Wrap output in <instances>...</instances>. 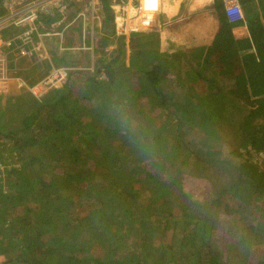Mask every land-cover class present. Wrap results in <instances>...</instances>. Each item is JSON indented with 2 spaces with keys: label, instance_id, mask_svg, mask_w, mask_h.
<instances>
[{
  "label": "trees",
  "instance_id": "obj_1",
  "mask_svg": "<svg viewBox=\"0 0 264 264\" xmlns=\"http://www.w3.org/2000/svg\"><path fill=\"white\" fill-rule=\"evenodd\" d=\"M2 1L0 16L6 13L1 8ZM108 1L102 0L110 22ZM253 3L254 0H247L249 7L244 11L249 38L234 37V24L225 12L222 13L223 3L217 2L214 9L222 26L211 46L203 44L192 49L162 51L157 49L156 39L140 41L136 48H144L143 64L132 58L131 65L126 68L124 63L121 64L122 55L110 61L101 57L96 73L89 70L71 73L60 89L51 91L42 100H36L30 93L32 97H21L19 108L11 104V110H0V160L17 149L21 152L15 150L19 162L23 160L24 164V168L21 162L20 168L8 172L0 183L5 184L12 175L22 171L21 177L32 172L30 179L36 184L35 189L5 197L13 206L16 203L24 205L25 215H16L0 207V255L6 257L3 264H231L226 257L231 249L241 252L235 264H253L254 258H259L255 264H264V170L251 160L253 151L264 153V0H259L261 12ZM114 35L103 38L110 41ZM156 35L133 34L129 45H133L137 37L150 39ZM147 46L152 48L145 49ZM216 56L220 61L217 71L223 74L220 78L223 84L219 77L213 78L216 75L212 70L206 68L216 62L213 59ZM183 57L187 58L191 68L184 75L189 81H204L207 87L204 95L197 92L194 98L169 95L166 83L171 81L172 67L182 63ZM55 62L67 65L64 59H55ZM118 62L121 67L116 68ZM84 65L89 69V59ZM102 73L106 80L100 79ZM132 73L137 77L140 96L152 98L165 110L162 128L146 130L141 126L137 134L130 136L136 146L130 151L135 159L128 155V149L106 155L108 159L123 154L133 165L132 170L129 165L120 168V175L115 173L112 174L114 177H109V181L121 177L120 186L97 184L90 168L83 167L88 162L77 157L76 146L81 155V143L78 140L75 145L73 133L81 132L80 118L85 113L79 105L80 98H75L73 93L78 86L83 87V101L98 99L104 106L96 110L95 116L98 118L101 114L106 121H117L113 118V106L116 97L126 99L124 89L131 80L128 75ZM177 80L181 85L188 84L182 74ZM12 110V118L4 121L6 111ZM14 123L18 127H14ZM6 127L10 128L6 131ZM224 128L230 130L229 133L232 131L234 137L231 142L227 140L228 151L221 146L204 145L198 147L196 153L190 149L186 160L178 157L186 149L183 146H197L188 139L212 141L221 138L219 132ZM65 129L72 130L69 145L63 143ZM58 133L62 134L56 135ZM82 134L94 141L93 131L81 132L78 139ZM85 150L88 157L96 159L91 147L85 146ZM75 154L76 162L72 166L68 160ZM152 157L158 167L155 175H150L141 164ZM192 158L196 164L188 175L202 181L215 179L205 198H195L187 193L177 177L170 175L174 170L177 176L182 174L184 170L179 169L187 167ZM118 165L120 163L111 166ZM168 165L171 167L165 176L163 170ZM147 176L152 190L160 189L162 181L166 184V189L159 191L150 209L160 212V215H153L156 217L153 221L139 218L135 210L137 195L126 193L124 189L125 183ZM83 182L88 186L80 191ZM77 191L80 192L79 199L89 201L86 205L91 211L74 221L71 210L76 204L72 193ZM52 194L56 195L54 199L50 198ZM32 202L35 207L30 205ZM42 202L44 206H40ZM163 216L171 219L169 224L180 225L182 237L171 245L155 247L150 240L157 235L158 226L153 222ZM112 225L117 227L116 234L106 237L100 232ZM75 233H83L82 236L91 233L92 239H75ZM127 237L133 239L130 251L125 250L132 241H125Z\"/></svg>",
  "mask_w": 264,
  "mask_h": 264
},
{
  "label": "rangeland",
  "instance_id": "obj_2",
  "mask_svg": "<svg viewBox=\"0 0 264 264\" xmlns=\"http://www.w3.org/2000/svg\"><path fill=\"white\" fill-rule=\"evenodd\" d=\"M90 2H91V0H84V2L79 4L80 6H78L77 3H73V6H74V4L77 5V7L75 8L76 9L75 13L79 12L80 11L79 7H81V8L85 9L86 14L89 16L90 15V10H89L90 9V7H89ZM114 2H115V0H114ZM242 10H243V7H242ZM243 12H244V10H243ZM112 13H113V15H116V12L114 14V12L112 11ZM114 25H115V20L111 26L113 27ZM96 32H97L96 38L98 40V46L95 49V55L94 56H92L90 54L91 52L89 53L85 50H79V51H76L70 55L64 54L62 59H64L66 62H68L67 63L68 65H73L75 67H80V65H83V69H84V71H86L85 69H87V68L84 67L85 66L84 62L88 61L87 55H91V59H90L91 62H89L90 65H92L94 63L97 67L99 66V61H100L101 57L110 61V60L114 59L116 56L119 57L120 55H122L121 64L124 63L125 64L124 66H126V68H127L131 65V59L132 58H134L140 64H143L145 62V59L142 61V58L144 57L142 54V50H144V48H141L140 50H137V48H136L137 44L140 43V41L149 42L152 39H156V40H158V43H159V47H157V49L162 50V51L167 50V47L163 46L162 41H161V37L159 34L156 35L155 37L150 36L149 37L150 39L144 38L143 36L137 37L134 40L135 43H133V45L132 44L129 45L128 39H123L124 42L121 41L120 36H117V35H116V37L112 38L110 41H105L103 38V34H102V28L99 26L97 19H96ZM65 40H66V42L69 41L68 38ZM213 43L214 42L206 44V45L211 46V44H213ZM73 45L80 47L79 43L73 44ZM149 48H152V47H148V46L145 47V49H149ZM164 48H166V49H164ZM113 51H115V52L111 53ZM114 54H116V55L114 56ZM137 58H139L140 60H137ZM183 58H185V57H183ZM213 59H215V58L213 57ZM213 61L211 60V62H213ZM219 66H220V61L218 62L216 60L215 63L208 64L206 66V68L209 70H212L214 73L213 75H216V77H213V78L216 79L219 77L218 78L219 82L221 84H223L224 81L220 80V78L223 74L220 75L219 72L217 71ZM119 67H121V66H120V63L118 62V64L116 65V68H119ZM190 70H191V68L188 64L187 58H185V60L182 63H179L177 66L172 67L171 81L166 83V88H168L170 96H176L177 98H182V97L194 98V95L196 92L198 94H202V95L205 94L207 87H206V83L204 81H189L188 76L184 75V72H189ZM219 70H220V68H219ZM132 74L128 75L131 80L128 83V85H126V87L124 89V92L127 95L126 99H121V98L116 97L117 100L113 106V109L115 112V114H113L114 115L113 118L117 119V121L116 120H111L110 122L106 121L104 115H101V114H99V117L97 118L95 116L96 110L97 109H103L104 106L100 101H98V99L92 100V99L88 98V100L83 101V98H84V97H82L83 90H84L83 87L78 86V89L76 88L74 90V93H73L75 98H80V104L79 105L82 108L81 110L86 114V115L84 114L80 118V121L82 123L81 125H83L80 128L81 132L86 133V132L93 131L95 133V138H94L93 142H92V138H86V137H84L83 134L81 135L80 139H78L77 136L81 132L76 131L73 133L75 145L78 142V140H80L79 143H81V146H80L81 155H80V151H79L78 147L76 146L77 157L83 159V160H81L82 162H85V161L88 162V164L83 165V167H87V169L90 168L89 170L94 175L95 178H93V179L97 184L103 183L105 185H110L112 187H117V186L121 185V183H122L121 177H117L116 180H110V181L108 179H109V177H114L113 175H116L115 173L120 175V173H119L121 171L120 168L124 169V168L128 167L130 165V163L126 161L123 154L115 155L114 157H111V158L108 157V159L106 158V155L113 153V152H115V154H116V152H118V151L121 152L124 149H126V150L128 149L129 150L128 155H130L131 158L135 159L136 156L134 154L130 153V151H131V148H136V146H134L132 144V138L130 136L137 134L136 132H137V130L140 129L141 126L146 130L149 128L158 130L162 125V120L164 119L163 113H166L165 110H163L161 108V106H158L155 104V102H153L154 100L152 98L140 96V94L137 92V91H139L137 77L135 76L134 73H132ZM179 74H182L186 78V80L188 81V84L181 85L180 82H178L177 77ZM31 85H34V84H31ZM25 90L26 89L20 91V94H21V96H23V98H24V96L29 95L27 93V90L26 91ZM6 94H12V93L9 92ZM99 107H102V108H99ZM1 108H3L2 110H4V111L8 109V107L6 108V106H3ZM12 113H13V111L7 112L5 115L6 118L4 121L10 120L12 118ZM88 117H94V119L92 120V118L90 119ZM117 122H119L118 125H116ZM13 126L18 127V124L15 123ZM9 128L10 127H6V131ZM71 132H72V130H70V129L66 130L65 129L64 132H62L63 134L58 133L56 135L62 134L64 136L63 143L66 145H69L70 144L69 136H70ZM229 132H230V130H228L227 128H224L222 131L219 132L221 138L216 137V139L213 138L212 141L203 139L202 141L197 142V141H195V139H188V141L194 143L197 146L196 147H194V146H192V147L183 146V147H186V149H184V151L182 153H180L181 155H179L178 157H181L184 160H186L187 159L186 156L188 155V152L190 149L193 151V153H196L197 148L200 146H204V145H213V146H217V147L221 146L225 151H228L229 145L227 144V142L228 141L231 142L232 139H234L233 132L232 131H231V133H229ZM129 137H130V140H129ZM88 139H90V140H88ZM84 143H86V145H84ZM85 146L91 147L94 150V153L96 155V159H94L91 156L90 157L87 156V153H85V151H86ZM15 150H17V149H15ZM17 151H19V150H17ZM155 152L157 153L156 155H158L159 152L158 151H155ZM226 154L227 153L225 152V155ZM153 158L154 157L147 159L143 163H141L143 167H146L145 169H146V171H148V173L150 175H155L156 169L158 168L154 165ZM75 160H76V154L73 157H70L68 162H69V164L71 163L73 166V164L76 162ZM251 160L253 162L257 163L264 170V153L256 154L253 151L252 156H251ZM22 161H20V163ZM114 163L115 164L120 163V165H118V167L113 168L111 165ZM195 164H196V162L192 158L190 164H188L187 167L179 169V171L184 170L182 174L178 173V176H177L176 172L174 170L173 173H170V175L172 174L175 177H177L176 178L177 181L179 182V184L184 186V190L187 193H190L195 198L196 197L205 198L206 195L210 194L211 186H212L211 182H214L215 179L209 178L207 180L202 181L201 179H196V178L188 175V171H190L194 167ZM22 165L24 168L23 162H22ZM132 166L133 165H130V167H129V168H131V170H132ZM170 167L171 166L168 165L165 168V170H163L165 176H166V170L170 169ZM23 168H22V170H23ZM21 172L12 175L10 177V179L5 184L0 183V207L11 210L9 212H14L16 215L23 216V215H25V212H26L24 205L18 206V203H16V206H13V204L10 203V200L5 198L8 195L11 196V195H14L15 193L17 194L18 191L26 192V191L30 190L31 188H33V189L36 188L35 182L32 181V179H30L32 177V172L29 173L28 176H24V177L20 176ZM135 172H137V171H133V173H135ZM102 178H104V179H102ZM147 178H148V176L147 177H139L135 180L130 181L129 183H125L126 187H124V189H125L126 193H132V194L137 195L138 198L136 201L137 205L135 206V210L138 213V215H140L139 218L150 219L151 221H153V219L156 218L153 215L155 213L160 215V212H155V211H152L150 209L154 205L153 204L154 198H156V195L159 194V191L161 189H163V190L166 189V187H165L166 184L162 181V183H161L162 187L160 189H156L158 191V192H156V190H152L149 188L150 181ZM38 180L42 181V179H40V178ZM85 181L87 182V179ZM206 181H208V182H206ZM86 182L82 183V187H80L81 188L80 191H82L83 189L84 190L86 189V187L88 186V184H86ZM92 182L93 181H91V183ZM8 184H12V185L10 186ZM61 184L63 185V183H61ZM59 188H62V186H60ZM78 195H80L79 191L72 193V196L75 198V200H73V202L76 204V206L74 208H72V210H71L72 211L71 219H73L74 221L86 217L88 212L91 211V208H89L86 205V204H88L89 201L85 198H82V197L79 199ZM55 196H56L55 194H52L50 198L54 199ZM113 196L115 198H117V195H113ZM94 201L95 200L93 199L92 202H94ZM30 205H34V207H35L34 202H32ZM40 206H44V202H42L40 204ZM36 208L38 209V206H36ZM121 211L123 212V208L121 209ZM178 211H179V213H182L181 210H178ZM169 220H171V219L163 216V217H161V219L158 222H156V223L153 222L156 225V227L158 226L157 227V235H155V237L153 236L152 239L150 240L151 244L154 245L155 247L156 246L158 247V245H171L173 242L176 243L178 240L181 239L182 234L180 232V225L173 226V224H169ZM86 224H87V222L85 223V225ZM106 229L107 230H105V229L100 230V232L102 234L106 235V237L109 235H114L118 231L116 225H112L111 228H106ZM123 231L126 232L127 228H126V230L124 229ZM82 234L83 233H79V234L75 233L74 238L82 240V241L83 240L84 241H91V239H92L91 233H87L86 235L84 234L83 236H82ZM131 239H132L131 237H127V240H125V241H129ZM134 241H136L135 238H134ZM132 243H133V239L129 244H127L128 248L127 249L125 248L126 251H130L132 249V247H131ZM255 253H258V252H255ZM259 253L261 254L262 252H259ZM239 254H241L240 251L231 249L228 252V254L226 255L227 260L231 264H235L234 261L238 260ZM159 255L160 254H158V256ZM78 256H81V255H78ZM236 256H237V258H236ZM251 259H253V257H251ZM258 259L259 258H254L253 264H255ZM249 263H251V262L249 261ZM81 264H83V263L81 262Z\"/></svg>",
  "mask_w": 264,
  "mask_h": 264
},
{
  "label": "built area",
  "instance_id": "obj_3",
  "mask_svg": "<svg viewBox=\"0 0 264 264\" xmlns=\"http://www.w3.org/2000/svg\"><path fill=\"white\" fill-rule=\"evenodd\" d=\"M100 0H91L89 3L90 15L86 14L84 8L67 20L61 32H47L40 21L41 15L51 14L52 10L60 12L64 16L68 14V8L72 3L81 4L84 0H30L25 2H13L5 15L0 16V93L6 94L11 90L12 85L26 89L36 100H42L51 91L60 89L67 81L71 73L84 71L83 66L61 65L53 61L47 53L45 39L58 37L60 39V52L65 55L73 54L79 50L91 52L95 55L98 40L96 38V19ZM112 6L115 10V24L118 33L129 34L150 32L155 16L160 12L161 1L153 9L146 5L147 0H121ZM131 1L137 2V14L139 25L133 29L129 27L126 16ZM226 7V14L231 17L233 23L245 21V15L239 0H223ZM80 6V5H79ZM130 8V7H129ZM68 17V16H67ZM89 17V18H88ZM230 19V18H229ZM78 27L80 32V47L68 45L66 40L67 31ZM144 27V28H142ZM14 32V33H13ZM8 33H12L10 36ZM36 57L34 64L39 65L49 62L50 70L36 84L31 85L24 77L18 76L19 63L21 60ZM13 65V66H12ZM87 71V69H85ZM96 73L97 66L93 63L89 69ZM104 72V71H103ZM100 79L106 80L105 73ZM11 155L0 160V181L7 176L12 169L20 168L17 151H10Z\"/></svg>",
  "mask_w": 264,
  "mask_h": 264
},
{
  "label": "crops",
  "instance_id": "obj_4",
  "mask_svg": "<svg viewBox=\"0 0 264 264\" xmlns=\"http://www.w3.org/2000/svg\"><path fill=\"white\" fill-rule=\"evenodd\" d=\"M25 1L30 0H3L1 8L7 13L8 8L12 6L13 2L18 3ZM158 1L159 0H147L146 5L149 9H153L157 5ZM222 1L223 0H162L160 12L154 18L152 24L153 30L151 31L160 35L162 44L163 46L167 47V49H192L199 45L212 43L215 41L217 35L220 33L222 26L221 21L218 19V14H216L214 9V6L217 2H221V4L223 3L221 5L222 13H226L225 4ZM239 1L241 6L243 7V10L245 11L249 7V5L246 4L247 0ZM100 2L101 5L100 9H98L97 20L99 26L102 28L103 37L104 35L113 36L115 34L114 37H116V35L120 36L121 41L122 38L128 39V41H130L131 32L127 35L120 34L116 29V24L113 27L111 26L115 20V15H113L112 13L113 11L115 14V10L112 9V6L115 5L116 2L122 1H108L110 6V16L112 17V21L110 22L106 18L105 6L102 0H100ZM254 4H256V7L260 9L259 0H254L253 5ZM76 7L77 5L74 4L73 6L72 3V5L68 8V17L64 16L60 12L57 13L56 10H52L51 14L41 15L40 21L47 32H61L67 20H69L74 15ZM129 7H127L128 10L126 16L128 19L129 27L133 29L134 26L139 25V19L136 10L137 2L131 1ZM232 24H234L232 25V33L235 38H249L250 35L248 32L246 21ZM11 34L12 33H8L9 36ZM67 35L69 41H67L66 43L68 45L80 43L81 36L78 27L67 31ZM45 41L47 46V53L50 55L53 61H55V59L61 60L64 54H62L59 50L60 39L58 37L53 36L46 38ZM87 58L89 59V62H91V55H87ZM214 58L216 60H219L217 56ZM35 62L36 57L34 56L21 60L18 66V76L24 77L30 84L38 83L50 70L49 62L45 61L39 65L34 64ZM21 90L24 89L19 88L17 85H12L10 90V93L12 94L0 93V108L6 106V108L8 107L9 109L11 104L12 106L16 104V106L19 108V106L21 105L20 100L22 97L20 94ZM27 93L31 96L28 91ZM8 99L10 100V103L7 105ZM2 109L3 108H1L0 110ZM9 110H11V108ZM5 261L6 257L4 255H0V264H3Z\"/></svg>",
  "mask_w": 264,
  "mask_h": 264
},
{
  "label": "clouds",
  "instance_id": "obj_5",
  "mask_svg": "<svg viewBox=\"0 0 264 264\" xmlns=\"http://www.w3.org/2000/svg\"><path fill=\"white\" fill-rule=\"evenodd\" d=\"M150 33H153V32L150 31V32H142V33H135V34H139V35H141V34H143V35H147V34H150ZM131 35H133V33H132ZM131 35H130V36H131Z\"/></svg>",
  "mask_w": 264,
  "mask_h": 264
},
{
  "label": "flooded vegetation",
  "instance_id": "obj_6",
  "mask_svg": "<svg viewBox=\"0 0 264 264\" xmlns=\"http://www.w3.org/2000/svg\"><path fill=\"white\" fill-rule=\"evenodd\" d=\"M229 18H230L231 23H233L232 20H231L232 18L231 17H229Z\"/></svg>",
  "mask_w": 264,
  "mask_h": 264
}]
</instances>
